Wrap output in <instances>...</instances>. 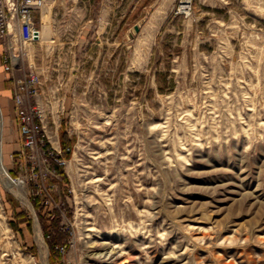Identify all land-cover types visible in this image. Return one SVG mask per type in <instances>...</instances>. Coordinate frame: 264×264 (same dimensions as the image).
Masks as SVG:
<instances>
[{
    "label": "rangeland",
    "instance_id": "rangeland-1",
    "mask_svg": "<svg viewBox=\"0 0 264 264\" xmlns=\"http://www.w3.org/2000/svg\"><path fill=\"white\" fill-rule=\"evenodd\" d=\"M33 25L69 164L49 203L13 180L0 65L26 198L0 173V264H264V0H48Z\"/></svg>",
    "mask_w": 264,
    "mask_h": 264
},
{
    "label": "built area",
    "instance_id": "built-area-1",
    "mask_svg": "<svg viewBox=\"0 0 264 264\" xmlns=\"http://www.w3.org/2000/svg\"><path fill=\"white\" fill-rule=\"evenodd\" d=\"M47 1L0 0V65L4 72L10 73L6 79L10 82L9 93L20 141L14 152L18 174L11 179L20 184L29 182L31 191L41 193L39 198L44 197L41 203L53 200L50 192L56 183L48 179H58L61 170L69 164L57 144L55 132L51 133L47 124L46 110L39 98L41 77L29 63L24 67L22 60L21 48L40 36L39 29L33 25L34 12ZM186 3L182 2L181 9L188 7ZM65 150L69 151L70 146Z\"/></svg>",
    "mask_w": 264,
    "mask_h": 264
},
{
    "label": "bare ground",
    "instance_id": "bare-ground-1",
    "mask_svg": "<svg viewBox=\"0 0 264 264\" xmlns=\"http://www.w3.org/2000/svg\"><path fill=\"white\" fill-rule=\"evenodd\" d=\"M48 27V26H47ZM0 162H1V156H0ZM0 173L2 174V177H3V182H4V184L7 186V187H9L10 189H12L13 191L12 192H14L17 196H19L22 200H23V202H26V198H25V196H24V194H23V192L22 191H20V189L18 188V187H16L14 184H13V182L11 181V179L5 174V170L4 169H1L0 170ZM14 185V186H13ZM38 229V228H37ZM38 235V234H37ZM40 235V234H39ZM35 237V236H34ZM36 238V237H35ZM36 240L38 241V242H40L42 239L41 238H39V236L36 238ZM42 242V241H41ZM43 257V256H42Z\"/></svg>",
    "mask_w": 264,
    "mask_h": 264
},
{
    "label": "trees",
    "instance_id": "trees-1",
    "mask_svg": "<svg viewBox=\"0 0 264 264\" xmlns=\"http://www.w3.org/2000/svg\"><path fill=\"white\" fill-rule=\"evenodd\" d=\"M69 142H70V140L68 138H66L65 133H62L61 134V144L62 145H66ZM55 223L53 225H55ZM60 236L61 235L56 234V235H54V236L51 237V239L49 240V242L51 243V246H52L53 243H55V242H57L59 240Z\"/></svg>",
    "mask_w": 264,
    "mask_h": 264
},
{
    "label": "crops",
    "instance_id": "crops-1",
    "mask_svg": "<svg viewBox=\"0 0 264 264\" xmlns=\"http://www.w3.org/2000/svg\"><path fill=\"white\" fill-rule=\"evenodd\" d=\"M84 11H86L85 8H84ZM88 11H89V12H88V16H89V15H90V9H88ZM82 13H83V11H82ZM83 14H84V13H83ZM102 15H103V14H102ZM1 87L4 88V84H3V83L0 84V88H1ZM7 90H9V89H7ZM3 91H4V89H3Z\"/></svg>",
    "mask_w": 264,
    "mask_h": 264
},
{
    "label": "water",
    "instance_id": "water-1",
    "mask_svg": "<svg viewBox=\"0 0 264 264\" xmlns=\"http://www.w3.org/2000/svg\"><path fill=\"white\" fill-rule=\"evenodd\" d=\"M134 29L137 30L138 29V26L137 25H134Z\"/></svg>",
    "mask_w": 264,
    "mask_h": 264
}]
</instances>
